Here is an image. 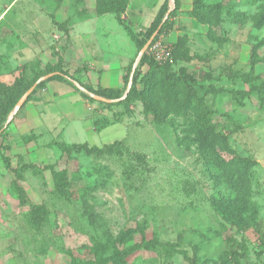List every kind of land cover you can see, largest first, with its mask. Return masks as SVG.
Returning <instances> with one entry per match:
<instances>
[{
  "label": "rangeland",
  "instance_id": "rangeland-1",
  "mask_svg": "<svg viewBox=\"0 0 264 264\" xmlns=\"http://www.w3.org/2000/svg\"><path fill=\"white\" fill-rule=\"evenodd\" d=\"M162 6L169 27L159 37L175 53L162 69L194 75L188 85L140 80L149 69L139 68L138 41ZM95 8L96 0H0L5 105L18 82L37 84L51 68L71 77L36 88L5 128L29 86L0 124V264H88L92 245L150 238L191 260L142 248L116 264H264V0H180L176 11L174 0H129L119 18ZM116 78L118 97L80 93ZM132 84L141 94L124 100ZM205 120L225 144L201 128ZM61 141L109 148L67 154ZM235 157L251 161L241 207L226 184Z\"/></svg>",
  "mask_w": 264,
  "mask_h": 264
},
{
  "label": "trees",
  "instance_id": "trees-1",
  "mask_svg": "<svg viewBox=\"0 0 264 264\" xmlns=\"http://www.w3.org/2000/svg\"><path fill=\"white\" fill-rule=\"evenodd\" d=\"M129 0H96V12L101 14V13H105V12H109V13H113L115 14V16L117 18L120 17V15L125 11L126 6L128 4ZM253 2H256L258 0H251ZM180 6V0H174V9L173 10H178ZM168 9L165 6H162L157 14V16L155 17V19L151 22V24L149 25V27L145 30V32H143L142 37L140 38V40L138 41V45L139 48H141L143 45H145V43L153 36L152 40H155L156 38L159 37V35L163 32H165L168 27H169V23L167 22V20H162L163 16L165 13H167ZM172 55H175L174 52H172ZM148 66V71L145 72L144 75L141 76L140 80L141 81H145V82H150V79L153 76H158L161 80H163L166 84H173L175 82H180L184 85H188L189 82H195L196 81V77L194 75L191 74H180L178 76H174V75H170L168 73H166L162 68L167 67L166 63L165 64H158L156 62H154L151 58V56L148 53V49H146L144 51V53L142 54V57L139 61V68H142L144 66ZM47 73H55L52 76H48L46 77L44 80L39 81L37 84H35L33 90L31 91V93L27 96V98L25 99V102L22 103L18 109L15 111V113L13 114V116L11 117V120L7 122L5 128L12 122L14 121L18 115L21 113L24 104L26 103L27 100L30 99L31 95L34 94L36 88L38 87H44L45 83L49 80H53L56 78L59 79H71L70 75L67 72H64L60 69L57 68H51ZM46 73V74H47ZM137 76L133 77V83L134 81L138 80ZM242 78L245 81H251L253 79H256L257 77L254 76H250L249 74H244L242 76ZM24 81V80H23ZM25 83V82H24ZM34 82L32 84H30L29 86L33 85ZM83 87V90H80V93L82 95H87V93H91L93 95H97V96H101L103 98L106 99H113L115 97H118L119 94H114V88H108V87H102L100 85H98L96 88H89L88 86H84V84H81ZM28 86V87H29ZM17 89V97L14 101L10 102V104H6L3 100H1L0 98V124L5 121V119L7 118L9 112L12 110V108L14 107L18 96L21 95L22 93L25 92V90L28 87H25V84H21L20 82H18V84L15 86ZM87 93H85V92ZM140 95L141 93L136 91V88L134 87V84L131 85L130 89L127 91V93L125 94L124 100H127L128 98H130L132 95ZM144 96L146 97V99H148V97H150V94H148V90H145V92L143 93ZM6 97V96H5ZM3 128V126L0 127V130ZM201 128L208 133V135L214 136V137H218L220 139V144H225V139L222 136H219V134H217L214 130V126L208 121L205 120L202 125ZM203 137H201L202 139ZM202 143L205 144L204 140H202ZM56 144H58L59 147L64 149V152H66L67 154H70L73 150L75 151H81V150H85V152L87 153H92L95 155H101L104 153V151L106 149L109 148L108 145H104L102 148L96 146V145H92L89 146L86 142L83 143H67L65 141H61V142H56ZM207 145H210V143H207ZM3 150H8V146H3ZM2 158H3V162L5 163V165L8 168H11L10 166V161H9V156H7L6 154L4 155L2 153ZM217 162L221 163L223 165V167L226 169L228 164H226L223 160L217 158L216 159ZM251 161L247 158H239V157H235L232 161L231 164H233V171L229 174L228 179H227V186L229 188H231L238 196H239V202L235 205V207H241L247 200H248V190H249V181L247 178V174H246V169L249 167V163ZM243 166V167H240ZM31 164H23L21 165V168H30ZM12 172L15 175V178L18 177V171L19 169L16 168H11ZM53 178L55 180V185L57 187V190L61 193L64 194L65 193V188H64V183L62 178L60 177V180L58 179V174L57 173H53ZM20 190L18 191H22V188H19ZM220 207L223 208V210H225L227 213H229L230 216L233 217H237V214L233 211L230 210L228 208V206L230 204H224L221 203L219 204ZM156 249V248H161L163 250H166L168 248L172 249L173 251H177L179 253H184V257L186 259H190L187 255H185V252L178 250L176 248V244L172 243V242H162L156 238H150L146 241H142L139 243H135L133 245H129L123 248H118L116 246H108L107 244H95L92 245L91 250H92V254L94 256V258L92 260L88 261V264H104L107 261H112L115 264L118 262H122L124 261V259L126 257H128L129 255H131L132 253H134L135 251H137L138 249ZM111 250V253L107 256H105V254ZM191 260V259H190Z\"/></svg>",
  "mask_w": 264,
  "mask_h": 264
},
{
  "label": "built area",
  "instance_id": "built-area-1",
  "mask_svg": "<svg viewBox=\"0 0 264 264\" xmlns=\"http://www.w3.org/2000/svg\"><path fill=\"white\" fill-rule=\"evenodd\" d=\"M146 49L152 60L158 64H165L171 60L172 48L163 38L151 40Z\"/></svg>",
  "mask_w": 264,
  "mask_h": 264
},
{
  "label": "water",
  "instance_id": "water-1",
  "mask_svg": "<svg viewBox=\"0 0 264 264\" xmlns=\"http://www.w3.org/2000/svg\"><path fill=\"white\" fill-rule=\"evenodd\" d=\"M169 12V10L167 11V13ZM153 36L145 43V45L143 46L142 50H141V54L144 53V51L146 50L148 44L150 43V41L152 40ZM47 77V76H46ZM35 84L32 85L26 92L25 94L22 96V98L19 100V102L17 103L16 107L14 108V110L9 114L7 121L9 119H11V117L13 116V114L15 113V111L18 109V107L25 101V99L27 98V96L31 93V91L33 90ZM82 89V88H81ZM127 92V90H126Z\"/></svg>",
  "mask_w": 264,
  "mask_h": 264
},
{
  "label": "crops",
  "instance_id": "crops-1",
  "mask_svg": "<svg viewBox=\"0 0 264 264\" xmlns=\"http://www.w3.org/2000/svg\"><path fill=\"white\" fill-rule=\"evenodd\" d=\"M119 78V77H118ZM118 78H116V81H115V83H114V85H112V84H107V83H101L100 85L102 86V87H108V88H117L118 87V85H119V83H118Z\"/></svg>",
  "mask_w": 264,
  "mask_h": 264
}]
</instances>
